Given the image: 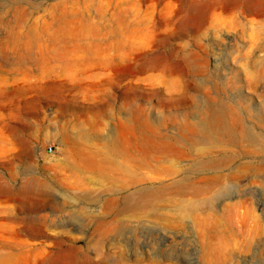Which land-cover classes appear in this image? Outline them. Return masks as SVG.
Instances as JSON below:
<instances>
[{"label": "rangeland", "instance_id": "1", "mask_svg": "<svg viewBox=\"0 0 264 264\" xmlns=\"http://www.w3.org/2000/svg\"><path fill=\"white\" fill-rule=\"evenodd\" d=\"M220 1L0 0V191L35 188L0 205V264H264V17L214 27ZM117 5L129 27L115 34ZM177 51L184 87L167 93ZM192 123L193 156L171 154ZM215 159L239 185L207 204H129ZM33 214L53 219L35 238L14 219Z\"/></svg>", "mask_w": 264, "mask_h": 264}, {"label": "bare ground", "instance_id": "2", "mask_svg": "<svg viewBox=\"0 0 264 264\" xmlns=\"http://www.w3.org/2000/svg\"><path fill=\"white\" fill-rule=\"evenodd\" d=\"M182 1V0H177ZM217 1V0H216ZM216 9H220L219 12H213L212 15L215 17L214 22L211 23L214 27H223L226 25H232L237 22L238 24H241L240 19L238 18V15L236 14L237 10L241 11L243 14V17L246 16H254L263 18L264 17V1H259V4L257 8L252 9L250 8L249 0H221L219 3H216ZM214 9V11L216 10ZM115 17L117 19L116 25L113 27L114 33L118 34V31L124 28H128L129 24L127 23L128 19V12L129 10L125 7H121L117 5L115 7ZM223 13L228 14L227 16H223ZM247 18V17H246ZM255 19V18H254ZM247 21L252 24H254L253 19L247 18ZM194 21L197 24V30L200 31L202 27L207 28L208 27V20L206 19V12L205 9L202 6H198L195 8L194 12ZM245 24V23H243ZM207 25V26H206ZM236 28V26H235ZM87 37V36H86ZM84 39H90V37ZM83 39V40H84ZM96 39V38H95ZM185 54L181 51H177L176 57L177 59H174V54L165 56L163 58V68H164V81L165 83H168L171 85L172 91L167 88L166 92H173L177 90H181L182 87H184V76L182 74H185L184 71H181L180 66V59H183ZM174 60V62H170V60ZM169 85V86H170ZM221 120L220 119H211L207 125L208 129L212 130V133H216L219 130H222L223 127L221 126ZM186 127H189V129L186 128V131H179V133L176 135V133L170 134V137L173 140V143L171 144V148L168 149V151L175 155L181 157L182 155L189 154L192 155L191 152L194 146V123L186 124ZM205 136V134H202ZM233 139V138H232ZM119 149V148H118ZM142 154L149 153L148 150L142 149ZM118 152V150H117ZM126 155H129V153H126ZM193 156V155H192ZM225 164L221 162L220 160H211V161H201L199 167L202 170H206V174L202 175L200 177H197L196 180H191L189 182L184 181L186 179L185 177L177 178L178 172L175 170H172V181L167 183L162 188L154 190H144L145 193H140L139 191L131 192L128 196V201L130 205H136V206H143L147 203L149 200V197L153 196L155 193H174L176 195L175 197L178 198H184L188 197L191 199H196L197 204L203 206L207 204L208 199H214L215 197L220 196L218 193V190L222 189L221 186H223L227 179H230L231 183L235 186H238L239 178L238 174L231 173V172H225L226 168H224ZM264 170V164L261 166ZM264 177V176H263ZM194 178V177H192ZM134 182L131 186L136 185V183H139L140 181H130ZM128 182L127 185L130 183ZM225 186V185H224ZM136 188V187H134ZM142 188V187H141ZM35 190L34 186L29 185L27 188H23L22 190H17L16 193H9L8 191L1 190L0 191V205H3L6 208H9V203L13 201H20L21 196H31L33 191ZM25 199V198H24ZM30 200V199H29ZM24 201V200H23ZM22 201V202H23ZM28 201V199H27ZM134 201V202H133ZM24 203V202H23ZM22 205V203H21ZM25 205V204H23ZM28 205V202L26 206ZM25 206V207H26ZM24 207V206H23ZM36 208V207H35ZM35 210V209H34ZM15 221L19 222L22 228H24L25 232L28 233V235L31 238H35L37 236H40L42 233V228L40 223H46L50 222L53 219L49 217L46 214L39 215V214H33L28 217H21V218H14ZM45 233V232H44ZM9 242L6 240H3L2 247H5L8 245ZM1 257V256H0ZM4 258V257H3Z\"/></svg>", "mask_w": 264, "mask_h": 264}, {"label": "built area", "instance_id": "3", "mask_svg": "<svg viewBox=\"0 0 264 264\" xmlns=\"http://www.w3.org/2000/svg\"><path fill=\"white\" fill-rule=\"evenodd\" d=\"M49 150H51V148H49Z\"/></svg>", "mask_w": 264, "mask_h": 264}]
</instances>
